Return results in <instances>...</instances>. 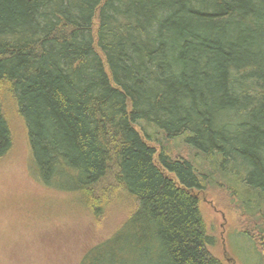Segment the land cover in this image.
Wrapping results in <instances>:
<instances>
[{
    "label": "trees",
    "instance_id": "1",
    "mask_svg": "<svg viewBox=\"0 0 264 264\" xmlns=\"http://www.w3.org/2000/svg\"><path fill=\"white\" fill-rule=\"evenodd\" d=\"M8 102L43 185L96 222L127 210L77 264H222L198 196L216 186L264 259V0H0V159Z\"/></svg>",
    "mask_w": 264,
    "mask_h": 264
},
{
    "label": "rangeland",
    "instance_id": "2",
    "mask_svg": "<svg viewBox=\"0 0 264 264\" xmlns=\"http://www.w3.org/2000/svg\"><path fill=\"white\" fill-rule=\"evenodd\" d=\"M5 111L13 146L0 159V264H77L82 244L95 239L96 234L106 236L117 228L127 210L122 203L112 204L108 198L107 207L96 222L77 207L73 195L43 185L23 119L11 102ZM173 150L188 154L181 141L173 143ZM238 179L232 181L234 190ZM198 196L213 242L212 256L222 264H264L256 236H252L253 240L246 236L255 235V224L229 189L216 186Z\"/></svg>",
    "mask_w": 264,
    "mask_h": 264
}]
</instances>
